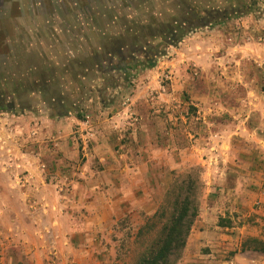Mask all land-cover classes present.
Listing matches in <instances>:
<instances>
[{
    "label": "rangeland",
    "instance_id": "1",
    "mask_svg": "<svg viewBox=\"0 0 264 264\" xmlns=\"http://www.w3.org/2000/svg\"><path fill=\"white\" fill-rule=\"evenodd\" d=\"M187 197L170 264H264V0H0V264H136Z\"/></svg>",
    "mask_w": 264,
    "mask_h": 264
},
{
    "label": "trees",
    "instance_id": "2",
    "mask_svg": "<svg viewBox=\"0 0 264 264\" xmlns=\"http://www.w3.org/2000/svg\"><path fill=\"white\" fill-rule=\"evenodd\" d=\"M154 61L153 59L148 61L147 67L152 68ZM120 71L126 78L130 73L125 66L121 67ZM196 216L197 207L189 197L184 200L175 199L166 222L162 224L155 240L136 264H170L171 258L183 250ZM249 249L264 253V245L257 242H254Z\"/></svg>",
    "mask_w": 264,
    "mask_h": 264
},
{
    "label": "crops",
    "instance_id": "3",
    "mask_svg": "<svg viewBox=\"0 0 264 264\" xmlns=\"http://www.w3.org/2000/svg\"><path fill=\"white\" fill-rule=\"evenodd\" d=\"M101 120V119H100ZM99 118L98 119H94L91 118V121H85V122H79V124L81 126H83L84 128H87L89 131L83 135L84 138H90L91 140H89V143L92 144L95 147H99L98 145V139H96V135L98 136L99 139L101 136V124H103V120L100 121ZM76 120L72 117V119L70 120L71 124H74ZM77 122V121H76ZM104 137V135H102ZM103 141V140H102ZM94 142V143H93ZM104 147H106V144L104 145ZM110 151V150H109ZM111 175V172L109 173Z\"/></svg>",
    "mask_w": 264,
    "mask_h": 264
},
{
    "label": "flooded vegetation",
    "instance_id": "4",
    "mask_svg": "<svg viewBox=\"0 0 264 264\" xmlns=\"http://www.w3.org/2000/svg\"><path fill=\"white\" fill-rule=\"evenodd\" d=\"M1 2H2V0H1Z\"/></svg>",
    "mask_w": 264,
    "mask_h": 264
}]
</instances>
